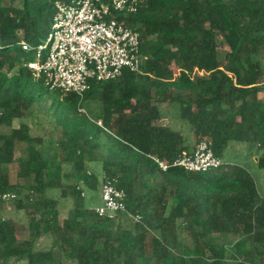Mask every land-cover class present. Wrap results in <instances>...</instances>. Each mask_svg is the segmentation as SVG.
I'll use <instances>...</instances> for the list:
<instances>
[{"label": "trees", "instance_id": "obj_1", "mask_svg": "<svg viewBox=\"0 0 264 264\" xmlns=\"http://www.w3.org/2000/svg\"><path fill=\"white\" fill-rule=\"evenodd\" d=\"M57 1L72 0H0V127L21 121L20 136L0 132V195H13L0 198V264H264V197L249 168L225 158L255 146L264 168V0H139L136 13L116 17L140 31V71L92 80L83 96L36 80L26 65L34 50L20 44L48 35ZM45 96L61 130L47 143L23 121ZM159 102L180 127L163 123ZM202 140L221 165L162 170L152 158L172 164ZM6 155L18 165L15 181ZM105 175L125 190L129 214L111 219L87 205L86 191H99ZM62 200L71 203L65 214ZM7 210L31 238H19ZM223 233L229 257L212 236Z\"/></svg>", "mask_w": 264, "mask_h": 264}, {"label": "built area", "instance_id": "obj_2", "mask_svg": "<svg viewBox=\"0 0 264 264\" xmlns=\"http://www.w3.org/2000/svg\"><path fill=\"white\" fill-rule=\"evenodd\" d=\"M138 3L139 0L57 1L47 39L35 46L25 40L20 42L24 50H34V59L26 65L50 89L82 96L92 80L115 79L125 68L140 71L144 60L140 31L116 17L136 13ZM98 124L103 125L101 120ZM152 158L162 170L178 165L188 171L203 172L222 163L211 143L205 140L198 142L192 153L183 152L172 164L158 156ZM12 196L4 193L0 198L8 200ZM101 197L103 203L96 207L99 215L113 219L127 212L126 192L114 178L104 176ZM139 218L135 216L136 220Z\"/></svg>", "mask_w": 264, "mask_h": 264}, {"label": "rangeland", "instance_id": "obj_3", "mask_svg": "<svg viewBox=\"0 0 264 264\" xmlns=\"http://www.w3.org/2000/svg\"><path fill=\"white\" fill-rule=\"evenodd\" d=\"M46 39H47V35L41 38L42 41H45ZM34 42L36 43L38 41H34ZM221 50H222L221 56H224L226 51L229 50V47L227 45H224ZM258 57L264 63V49L263 48L259 49ZM32 59H34V56ZM49 103H50V99L48 98V96H45V100L39 103L41 107L40 110L36 111V113L30 118L23 120L24 122L28 124L30 135L32 137H40L41 139L45 141V143L55 140L61 134L60 127L57 126L54 119L47 113V107ZM93 104H95V102L93 103L92 101H86L84 103V106L87 108L88 111H90L91 109L96 112V109H94ZM158 104H159L160 111L162 112L163 123L165 124L170 123V125L173 127H180V122H179L180 120L179 121L177 119L170 120V116L172 112H174L173 110L174 108L171 106V104L168 102H159ZM90 113L93 114L92 111H90ZM20 123H21L20 120H16L12 127H9V128L0 127V132L1 133L10 132L11 130L12 131L15 130L17 131V135L20 136L21 135V133L19 132ZM185 131L189 132L190 130L189 128H186ZM33 143L35 144L37 148H40V144L37 143L35 140L33 141ZM16 146L18 149H20V148L25 147L26 143L25 141L20 140V137H18ZM260 152L261 151H259L255 146H250L248 149H237V151L228 149L227 152L225 153V158H230L234 156L236 161L239 164H242L248 167L249 170L252 172V174L255 176L258 182L259 191L262 197H264V168L259 167L257 164V157ZM104 156H105V152L100 151L98 153L99 159L103 158ZM1 161H2L3 167L8 170L11 181H15V177L18 171L17 163L12 159L11 156H8V155L1 156ZM97 165L101 167L100 162L97 163ZM137 190L143 191L144 189L141 187H138ZM86 203L88 206L94 207V208L101 205L103 203L102 197H101V188L99 191L87 190L86 191ZM61 205L64 207V210H65L64 214H65L66 211L70 208L71 203L68 200H62ZM3 215L4 217L10 219L13 222V224L16 227L18 236L21 240L31 238V231L29 229V226L26 220L22 216H15L13 214V211L11 210H7L6 212L3 213ZM212 236L218 245H221V244L226 245L227 257H229L230 256L229 244H230L231 238L224 233L223 234H212ZM40 243L42 244V246L50 245V239L46 236H42L40 239Z\"/></svg>", "mask_w": 264, "mask_h": 264}, {"label": "clouds", "instance_id": "obj_4", "mask_svg": "<svg viewBox=\"0 0 264 264\" xmlns=\"http://www.w3.org/2000/svg\"><path fill=\"white\" fill-rule=\"evenodd\" d=\"M31 60H32V59H31ZM29 61H30V60H29ZM27 62H28V61H27ZM27 66H28V65H27ZM34 77H35V76H34ZM35 79L38 80V79H42V78H36V77H35ZM44 82H45V81H44ZM45 84H46V83H45ZM46 85H47V84H46ZM47 86H48V85H47ZM89 89H90V88H89ZM51 90H52V89H51ZM58 91H60V90H58ZM61 92H62V91H61ZM63 93H65V92H63ZM79 108H80V110H82V111H84V112L86 111L84 107H79ZM101 121H102V120H101ZM95 122H96V121H95ZM97 123H98V121H97Z\"/></svg>", "mask_w": 264, "mask_h": 264}]
</instances>
